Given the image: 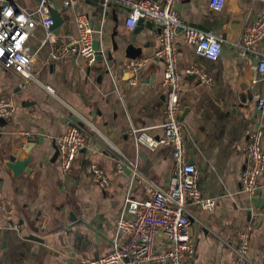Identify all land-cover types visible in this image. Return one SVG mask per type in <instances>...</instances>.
<instances>
[{
	"label": "crops",
	"instance_id": "crops-1",
	"mask_svg": "<svg viewBox=\"0 0 264 264\" xmlns=\"http://www.w3.org/2000/svg\"><path fill=\"white\" fill-rule=\"evenodd\" d=\"M5 2L32 12L39 0H0V9ZM49 2L64 21L55 33L59 43L77 35V17L85 13L103 50H112L114 42L120 50L113 52V60L92 65L83 60L56 62L51 58L54 45L43 42L44 30L38 27L26 46L34 59L32 79L24 80L0 64V97L13 96L16 102L13 117L0 120V264H80L84 258L111 252L116 219L128 190L140 200L144 189L132 185L127 170L113 176L111 187L104 190L93 181L88 166L95 164L114 174L119 151L138 162L142 176L160 186L167 184L172 173L169 149L138 147L128 135L132 127L161 134L156 128L162 121L166 92L161 63L153 61L134 82L122 70L128 61L123 51L129 43L142 50L140 58L153 56L158 48L156 25L130 30L127 10L115 3L104 8L108 15H103L92 0H81L71 10H64L61 0ZM178 13L184 24L225 39L220 58L210 61L184 43L183 29L176 37L187 156L200 173L204 196L216 200L213 212L188 204L196 248L190 264H235L239 234L247 229H251L250 261L264 264V206L257 205L264 188L254 196L241 188L246 163L243 148L253 133L264 132L257 106L264 82L257 81L255 55H240L231 42L242 37L246 23L264 13V4L228 0L224 10L216 13L209 0H179ZM256 50L264 52V40ZM193 66L212 76L213 84L208 86L196 76L187 78L186 71ZM45 85L55 89V96ZM71 126L83 131L86 146L64 174L55 140ZM12 157L30 158V172L15 175L7 167ZM4 203L9 213L3 211ZM155 245L159 251L171 248L161 234Z\"/></svg>",
	"mask_w": 264,
	"mask_h": 264
},
{
	"label": "built area",
	"instance_id": "built-area-1",
	"mask_svg": "<svg viewBox=\"0 0 264 264\" xmlns=\"http://www.w3.org/2000/svg\"><path fill=\"white\" fill-rule=\"evenodd\" d=\"M81 0H61L64 10L75 9ZM264 4V0H256ZM104 8L113 3L127 10L126 24L130 30L138 26L140 20L151 21L158 28V48L153 56L128 60L123 63V73L131 74L136 81L153 61L163 67L162 87L165 89V100L162 121L156 126L160 135H154L149 128L132 127L128 135L138 147L150 151L160 148L170 150L172 173L164 186L141 175L139 164L127 158L123 153L115 154L116 171L108 175L99 166L92 164L87 172L102 189L111 187L112 178L117 174L130 171L132 185L136 183L144 189V199H135L132 189L128 190L123 210L116 219L113 248L103 257L84 258L80 264H190L196 255L195 243L191 233L192 220L188 204L199 206L204 212H213L216 200L206 198L199 186L200 173L187 156V140L183 122L179 120L181 107V81L183 74L179 69V44L176 37L178 28L183 29V41L194 48L197 55L217 61L222 53L225 39L211 31L183 23L178 13L179 0H103ZM228 0H209L213 12L224 10ZM49 0H39L32 12L20 9L12 3H4L0 9V64L8 72L20 75L29 81L34 77V59L26 46L38 27L44 30V43H52L51 58L56 62L83 60L88 65L97 61L99 52L107 60L102 46L95 50L94 29L89 16L85 13L77 17V35L68 37L67 42L59 43L52 29L53 18ZM264 40V13L246 23L242 37L231 41L240 55L253 53L258 60L257 81L264 82V52L256 47ZM112 51V50H110ZM108 69L109 65L107 66ZM187 75H197L201 82L211 86L213 78L200 67L193 66L186 71ZM43 86V85H42ZM44 88L53 96L55 89L49 85ZM257 106L264 118V94L257 100ZM16 102L13 96L0 97V120L13 117ZM264 132L253 133L243 148L246 163L241 176V188L244 193L254 196L264 188ZM60 154V167L64 174L72 169L77 156L86 146L83 131L77 126L69 127L56 138ZM7 204V202H6ZM3 209L7 211L6 205ZM250 230L239 234L235 264H252L249 258ZM3 227L0 223V245ZM162 235L171 248L159 251L156 239Z\"/></svg>",
	"mask_w": 264,
	"mask_h": 264
},
{
	"label": "water",
	"instance_id": "water-1",
	"mask_svg": "<svg viewBox=\"0 0 264 264\" xmlns=\"http://www.w3.org/2000/svg\"><path fill=\"white\" fill-rule=\"evenodd\" d=\"M92 1L97 3V6L100 8V13H102L103 15L104 14L108 15V13L106 11H104L103 0H92ZM155 1H157V0H155ZM50 11H51V15H52V18L54 21L52 29L56 34H58L61 27L63 26L64 21H63L62 16L59 12H57L54 9H51ZM143 24L148 25L150 28L154 27V24L151 21H147V20H140L138 22V27L142 26ZM177 31L178 32L182 31V28H178ZM101 46L102 45L99 41H95V43H94L95 50L98 51ZM119 50H120V46L118 44H116V42H114L113 46H112V51H107V60L108 61L113 60V52H118ZM123 53H124L125 59H128V60H136V59H139L140 57H142V55H143L142 50L140 48L135 47L133 43H129L125 47ZM104 58L105 57H104L103 53L99 52L97 60H104ZM194 76L198 77L197 75H187L186 77L187 78H195ZM200 82H201V80H200ZM243 102H244V100H243ZM184 114L180 115V117H179V120L181 122L184 119ZM29 161H30V158H28L26 160H17L15 157H12L11 160L7 162V167L9 169H11L15 175H20L24 170H26V172L29 173L30 169L27 168ZM257 205L262 206V207L264 206V197L258 199Z\"/></svg>",
	"mask_w": 264,
	"mask_h": 264
}]
</instances>
